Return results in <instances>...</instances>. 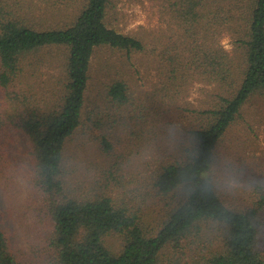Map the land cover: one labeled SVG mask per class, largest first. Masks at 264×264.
I'll return each instance as SVG.
<instances>
[{
  "label": "trees",
  "instance_id": "1",
  "mask_svg": "<svg viewBox=\"0 0 264 264\" xmlns=\"http://www.w3.org/2000/svg\"><path fill=\"white\" fill-rule=\"evenodd\" d=\"M160 1L172 27L147 41L108 23L111 0H0V179L9 183L14 172L10 126L31 142V177L50 226L49 264H159L167 244L187 254L196 243L203 247L191 249L198 255L194 264H264L257 248L264 175L256 174L257 182L241 195L221 187L214 169L219 144L244 105L264 96V0ZM225 34L231 50L220 42ZM103 47L148 55L155 78L141 103L160 108V123L148 122V134L163 136L174 126L167 103L176 104L189 82L209 87L205 108L193 109L198 124L178 130L171 154L155 160L152 187L171 207L154 233L145 228L144 203L131 205L148 190L119 191L125 156L113 157L108 137L97 138L94 156L82 147L73 158L67 154L82 123L91 61ZM57 48L61 55L52 52ZM127 89L117 79L104 92L127 107L137 126L139 111L129 107ZM205 231L207 243L200 241ZM112 233L121 242L116 252L106 243ZM0 264H18L2 229Z\"/></svg>",
  "mask_w": 264,
  "mask_h": 264
},
{
  "label": "rangeland",
  "instance_id": "2",
  "mask_svg": "<svg viewBox=\"0 0 264 264\" xmlns=\"http://www.w3.org/2000/svg\"><path fill=\"white\" fill-rule=\"evenodd\" d=\"M163 5L160 0H111L108 23L123 33L151 41L152 35L169 34L172 27L166 22L163 12L167 10ZM220 42L225 49L231 50V39L227 34L222 35ZM61 51L58 48L52 50L60 55ZM147 56L141 51H132L127 56L124 51L109 47L95 51L82 123L67 142V154L73 158V154L78 155L82 147L87 151L86 155L94 156L97 154V138L101 135L108 137L115 144L113 157L117 154L125 156L119 191H128L129 196L130 191L135 189L142 195L148 190L144 200H137L131 205L140 203L143 206L144 203L145 228L148 233H154L171 207L169 198L152 187L151 173L157 165L155 160L171 154L172 145L181 139L178 130L198 124L193 109L205 108L203 105L208 98L209 87L197 80L189 82L177 95L176 104L167 103L172 105L170 111L174 112V126L168 128L163 136L158 132L148 134L147 123L152 127L159 121L157 112L160 108L148 109L146 104L141 103L144 93L153 91L155 78V71L145 63ZM54 70L57 74L59 68ZM117 79L127 85L129 107L139 111L137 126L130 120L127 107L115 103L104 92L105 86ZM160 92L163 96L164 92ZM242 114L223 136L214 166L221 187L236 188L241 195L242 191L246 192L247 186L257 182L256 174L264 175V96L250 99L244 105ZM165 117L166 121L170 120ZM9 130L12 136L9 154L14 172L9 183L0 179V229L4 231L18 264H49L50 252L45 235L50 226L41 212L40 192L31 177V142L21 130L10 126ZM116 135L119 143H116ZM202 235L204 238L200 241L207 243V232ZM106 243L116 252L121 242L119 236L112 233L106 236ZM182 245L186 246V243ZM202 247L197 243L191 244V248L189 246L185 250L187 254H184L180 248L174 250L171 244H167L159 264H194L192 258L198 255L193 250ZM257 248L264 253V226L259 230Z\"/></svg>",
  "mask_w": 264,
  "mask_h": 264
}]
</instances>
